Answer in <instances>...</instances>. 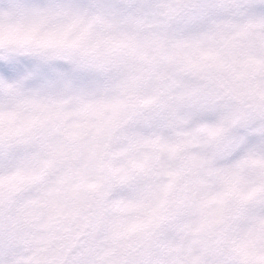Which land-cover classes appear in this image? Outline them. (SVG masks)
I'll list each match as a JSON object with an SVG mask.
<instances>
[{
    "label": "snow or ice",
    "instance_id": "6c2138e0",
    "mask_svg": "<svg viewBox=\"0 0 264 264\" xmlns=\"http://www.w3.org/2000/svg\"><path fill=\"white\" fill-rule=\"evenodd\" d=\"M264 41V0H0V264H264V89L185 58Z\"/></svg>",
    "mask_w": 264,
    "mask_h": 264
},
{
    "label": "rangeland",
    "instance_id": "374dc122",
    "mask_svg": "<svg viewBox=\"0 0 264 264\" xmlns=\"http://www.w3.org/2000/svg\"><path fill=\"white\" fill-rule=\"evenodd\" d=\"M194 89L218 105L253 103L264 89V41L219 42L210 55L185 58L174 70L170 86Z\"/></svg>",
    "mask_w": 264,
    "mask_h": 264
}]
</instances>
